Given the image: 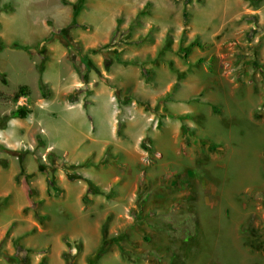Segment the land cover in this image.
<instances>
[{"label": "rangeland", "instance_id": "1", "mask_svg": "<svg viewBox=\"0 0 264 264\" xmlns=\"http://www.w3.org/2000/svg\"><path fill=\"white\" fill-rule=\"evenodd\" d=\"M0 74V264H264V0H0Z\"/></svg>", "mask_w": 264, "mask_h": 264}, {"label": "crops", "instance_id": "2", "mask_svg": "<svg viewBox=\"0 0 264 264\" xmlns=\"http://www.w3.org/2000/svg\"><path fill=\"white\" fill-rule=\"evenodd\" d=\"M19 106H27V105L21 104V105H18L17 107H15L14 109L18 108ZM18 120H22V119H20V118L19 119L18 118H12L10 121L12 122V121H18ZM0 158H5V157L0 156ZM3 168H6V167H3ZM88 191H89V184L85 185V186H82V187H79V188L73 187V188L70 189L69 193H70L71 196L74 197L73 198L74 201L78 205H80V203L82 202V198L83 197H85L88 194H90L91 196L95 195L93 193H88ZM77 224H78V226L75 227L74 229H72L73 230L72 231L73 235L71 234V236H73V238H75L78 234H80L79 236L81 238H83L82 242H84L82 247H81V250H83V248H85V250H87L88 248H91V246H92L93 240H91L89 238V233H90V230L92 231L94 229V226H93V224H89L87 222H80V223L78 222ZM97 241H99V240H97ZM73 242L74 241H70L69 240V244L68 245L72 246ZM47 243H48L49 246L52 247V249H51V251L49 253L51 255H53V256H58V255L60 256V254L65 250V246L66 245H65V242H63V239H62V232L51 234L49 236V239L47 240ZM75 243H78V241H76ZM16 245H18V244H16Z\"/></svg>", "mask_w": 264, "mask_h": 264}, {"label": "trees", "instance_id": "3", "mask_svg": "<svg viewBox=\"0 0 264 264\" xmlns=\"http://www.w3.org/2000/svg\"><path fill=\"white\" fill-rule=\"evenodd\" d=\"M79 13V6H77L75 12H74V15H73V20L72 22L74 24H76V18H77V15ZM184 16L186 17L187 16V13L185 12L184 13ZM1 47H5V44H1ZM12 47L13 48H24L20 45H18V43H13L12 44ZM39 70H40V75H42V72H43V67H39ZM143 73L145 75H148L149 74V70L145 67H143ZM2 76V82L3 83H7V79H6V76L5 74H0ZM40 86H41V89L43 90L45 88V84H44V81L42 78H40ZM74 99V98H73ZM31 112V109L27 106H19L18 108L16 109H13L9 114H5V115H2L0 116V122H2L3 126H6V124L12 119V118H20V119H24V118H27L29 116ZM39 142L41 143L42 142V139L39 138ZM5 145L3 143H0V147H4ZM49 159L52 161L54 159L53 155H50L49 156ZM9 166V161L5 158H0V167H8ZM47 183H48V190H49V194H51V190H54V191H59V188H58V185L56 183V180L54 177H48L47 178ZM88 184H89V191L88 193H93L95 192V190L93 191L94 189V184L91 180H88ZM17 248L20 249V246L17 245Z\"/></svg>", "mask_w": 264, "mask_h": 264}]
</instances>
